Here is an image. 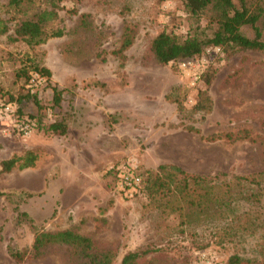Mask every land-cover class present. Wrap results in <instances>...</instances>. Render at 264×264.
I'll use <instances>...</instances> for the list:
<instances>
[{
    "label": "rangeland",
    "instance_id": "obj_1",
    "mask_svg": "<svg viewBox=\"0 0 264 264\" xmlns=\"http://www.w3.org/2000/svg\"><path fill=\"white\" fill-rule=\"evenodd\" d=\"M48 1L57 5V16L45 28L61 29L62 35L33 46L10 41L14 24L49 9ZM250 1L264 10V0ZM7 3L0 0V20L8 27L0 34V95L8 99L37 91L40 100L47 101L49 81L63 88L61 108L69 116L63 136H45L36 128L25 135L1 123L0 160L27 150L36 159L33 167L0 174V191L10 193L0 196V264L79 262L68 256L63 245L48 246L39 257L13 262L5 251L8 240L17 249L32 240L26 230L20 232L12 223L15 204L47 229L73 227L97 248H115L111 264H119L126 250H146L142 261L150 264H192L201 249L214 252L221 264L234 250L253 255L258 231L244 235V241H231V237L223 244L218 241L220 230L237 225L239 215L256 209V188L243 178L264 169V56L251 50L225 56L220 47V54L205 53L204 48L212 46L207 45L188 69L181 68L183 59L176 61L175 68L158 64L149 51L151 38L163 29L184 36L196 25L181 0H36L15 8ZM72 8L75 14L68 12ZM122 9L126 10L124 18L137 25V34L120 65L108 52L118 42ZM208 17L206 6L197 22L206 35L211 26ZM241 31L250 35L245 27ZM34 64L47 68L50 78L44 77L42 85L30 91L26 76ZM193 71L199 77L191 84ZM210 72V110L197 112L196 93L204 87L200 78ZM172 86L179 88L181 110L164 100ZM20 111L24 121L36 115L28 100L21 103ZM113 111L117 112L115 121L107 124V114ZM45 117H52L49 110ZM179 120L192 123L200 133L168 128L167 123ZM226 132L246 137L233 141L203 138ZM126 158L137 163L139 172L168 163L205 176L201 185L209 202L178 214L140 193L123 197L114 187L108 189L111 181L105 171ZM22 191L34 194L25 196ZM214 196L227 201L225 211L230 209L231 217L229 212L223 214L221 205L212 203ZM53 209L56 214L50 218Z\"/></svg>",
    "mask_w": 264,
    "mask_h": 264
},
{
    "label": "trees",
    "instance_id": "obj_2",
    "mask_svg": "<svg viewBox=\"0 0 264 264\" xmlns=\"http://www.w3.org/2000/svg\"><path fill=\"white\" fill-rule=\"evenodd\" d=\"M34 1L36 0H8L7 5L15 8L21 4H30ZM72 1L78 3L81 0ZM48 4L49 9L44 8L30 18L17 21L12 29V35L9 36L10 41L20 40L27 46H33L43 43L47 38L61 36V29L45 28L46 23L57 16L55 10L57 5L52 1ZM181 4L184 12L194 20L196 25L190 27L184 36L163 29L151 38L149 51L158 64L166 65L169 63L175 68L176 61L198 55L207 45L219 46L225 56L245 50L258 51L264 56V10L259 4L250 0H181ZM206 6L209 10L207 22L211 25L208 27V35L204 34L203 30L197 25L201 11ZM68 12L75 14L76 10L72 8L68 9ZM125 12V9L120 11L123 23L117 45L108 52L119 61L120 65H123L126 61V51L133 44L137 34V25L124 18ZM244 27L249 30V36L242 33L241 30ZM7 30L6 24L0 20V34L6 33ZM32 68L45 76L46 79L50 78V71L44 66L34 64ZM23 75H26V71L23 72ZM211 78L212 72L203 73L200 78L204 87L199 88L196 93L194 108L197 112L205 113L210 110L207 87L211 82ZM95 84L97 86L103 85V83ZM45 86L50 87L51 90L50 99L47 101H41L37 96V91L33 93L26 91L15 98L8 97V100L15 103L14 113L18 117L21 112V103L24 100L31 101L36 108V115L35 117L29 116L30 119L25 122L32 129L40 130L45 136H63L66 134L69 116V112L63 111L61 108L64 100L62 96L63 88L50 85L49 81ZM178 90L177 86H172L170 92L164 95V100L174 103L178 110H181L180 99L176 95ZM69 109H71L70 105ZM46 110H49L52 115L50 119L45 117ZM116 114L117 112L107 114L108 119L110 118L107 124L115 121L114 116ZM167 124L170 129L181 127L187 131L200 133V129L192 123H185L182 120ZM245 137V134L226 132L203 138L206 141L223 139L233 141ZM35 159L36 154L28 150L21 156L12 155L9 158L2 159L0 160V174L7 173L13 168L23 170L33 167ZM105 173L111 181V184L108 183V189L115 188V175L107 169ZM139 174L142 178L141 187L135 194H141L148 201L154 202L160 207L167 205L169 211H177L180 214L187 208H201L209 202H206L205 198L207 191L201 185L206 181L205 176L185 172L168 163H160L154 170H144ZM243 179L256 188V194H253L256 209L251 211V214L239 215L238 219L241 218V222L237 225L220 230L218 243L228 242L230 237L231 241L241 239L244 241V235L255 234L258 231L253 255L243 256L239 254L238 250H234L227 255L225 264H264V169L249 178L245 177ZM22 193L25 196L34 194L26 191H22ZM8 195H10L9 192L0 191V196L7 197ZM211 200L212 203L221 205L222 209L224 208L223 214L229 212L230 217L232 216L230 209L226 208L228 210L225 211V206H229L226 200L223 201V198L216 196L212 197ZM176 202L180 204H175ZM13 211L12 223L16 230L20 232L26 230L32 236L31 243L19 249L14 248L11 239L6 243V254L15 263H21L27 258L39 257L43 254L45 248L54 245H63L68 256L76 258L79 261L78 264H111L116 256L115 248H97L88 236L78 232L73 227L47 229L42 224H37L28 212L20 210L17 204L13 207ZM55 214L56 211L53 209L50 218H53ZM146 253V250H126L120 256L119 264H150L148 261H142V257Z\"/></svg>",
    "mask_w": 264,
    "mask_h": 264
},
{
    "label": "built area",
    "instance_id": "obj_3",
    "mask_svg": "<svg viewBox=\"0 0 264 264\" xmlns=\"http://www.w3.org/2000/svg\"><path fill=\"white\" fill-rule=\"evenodd\" d=\"M205 53L220 54V48L217 45H212L204 48ZM193 57L183 59L182 69L189 68L192 65ZM205 62V60H201ZM45 76L41 75L36 70L28 73L27 87L30 91L37 86H41L44 82ZM199 73L193 71L190 77V83H194L198 79ZM16 105L14 102L9 101L4 96L0 95V122L10 124L13 128L21 134H28L31 126L24 120L20 119L15 113ZM107 170L113 172L116 177L115 189L120 192L123 197L129 198L137 193L141 187L142 178L138 171L137 163L129 158L110 164ZM192 264H221L214 252L206 249H201L195 252Z\"/></svg>",
    "mask_w": 264,
    "mask_h": 264
},
{
    "label": "crops",
    "instance_id": "obj_4",
    "mask_svg": "<svg viewBox=\"0 0 264 264\" xmlns=\"http://www.w3.org/2000/svg\"><path fill=\"white\" fill-rule=\"evenodd\" d=\"M113 112H115V111H113ZM1 123H3V122H0V128H3L2 125H1Z\"/></svg>",
    "mask_w": 264,
    "mask_h": 264
}]
</instances>
